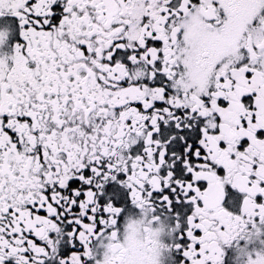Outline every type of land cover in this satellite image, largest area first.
<instances>
[{"label":"snow or ice","instance_id":"snow-or-ice-1","mask_svg":"<svg viewBox=\"0 0 264 264\" xmlns=\"http://www.w3.org/2000/svg\"><path fill=\"white\" fill-rule=\"evenodd\" d=\"M134 214L264 264V0H0V264H144Z\"/></svg>","mask_w":264,"mask_h":264},{"label":"flooded vegetation","instance_id":"flooded-vegetation-1","mask_svg":"<svg viewBox=\"0 0 264 264\" xmlns=\"http://www.w3.org/2000/svg\"><path fill=\"white\" fill-rule=\"evenodd\" d=\"M140 220L139 214H134L129 216L125 219L121 226V240H124L130 231L129 225L136 226L137 222ZM142 227V225L140 226ZM158 226H153V228H157ZM141 235H143L142 232H140ZM157 241L158 242H164L166 240V234L164 232H160L157 235ZM252 244H245L244 241H241L238 246H234L233 248H229L226 250V262L227 264H244V253L245 251L251 250ZM166 257V253L164 257H161V264H164V260Z\"/></svg>","mask_w":264,"mask_h":264},{"label":"clouds","instance_id":"clouds-1","mask_svg":"<svg viewBox=\"0 0 264 264\" xmlns=\"http://www.w3.org/2000/svg\"><path fill=\"white\" fill-rule=\"evenodd\" d=\"M129 237H132V241L129 244H126L125 247L134 246L138 252L141 254V258L144 261V264H153L156 253L158 252V247L155 241H157L156 237H152L154 243L152 244V250L149 252L144 241L148 239V237L141 235L138 230H130L128 233ZM124 242L123 240L121 241Z\"/></svg>","mask_w":264,"mask_h":264}]
</instances>
